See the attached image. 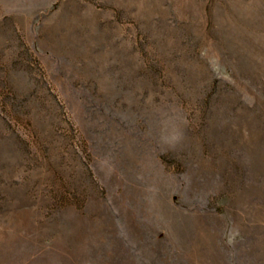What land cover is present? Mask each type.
I'll list each match as a JSON object with an SVG mask.
<instances>
[{
    "label": "rangeland",
    "instance_id": "374dc122",
    "mask_svg": "<svg viewBox=\"0 0 264 264\" xmlns=\"http://www.w3.org/2000/svg\"><path fill=\"white\" fill-rule=\"evenodd\" d=\"M0 264H264V0H0Z\"/></svg>",
    "mask_w": 264,
    "mask_h": 264
}]
</instances>
